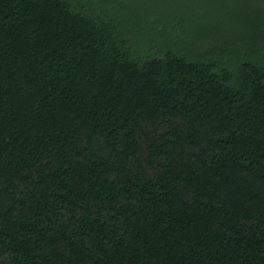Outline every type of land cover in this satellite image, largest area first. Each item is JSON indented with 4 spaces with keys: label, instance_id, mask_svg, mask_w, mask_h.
<instances>
[{
    "label": "trees",
    "instance_id": "trees-1",
    "mask_svg": "<svg viewBox=\"0 0 264 264\" xmlns=\"http://www.w3.org/2000/svg\"><path fill=\"white\" fill-rule=\"evenodd\" d=\"M175 1L0 0V264H264V0Z\"/></svg>",
    "mask_w": 264,
    "mask_h": 264
},
{
    "label": "rangeland",
    "instance_id": "rangeland-1",
    "mask_svg": "<svg viewBox=\"0 0 264 264\" xmlns=\"http://www.w3.org/2000/svg\"><path fill=\"white\" fill-rule=\"evenodd\" d=\"M200 1L207 2V0H197V2L201 3ZM259 1H262V0H258V2ZM175 3H183V2L181 0H176ZM256 3H257V0H254L253 4L255 5ZM182 5L185 8H189L186 3H184ZM203 13H205L206 16H205V18L203 20H201V23H202V25L209 26L210 28H200V29H203V30H206L207 32L212 33V31L216 30V28H212V27H214V25H218L219 24V22H216L218 20H216V17L214 16L215 12L212 9L209 10V8H207V9L203 10Z\"/></svg>",
    "mask_w": 264,
    "mask_h": 264
}]
</instances>
